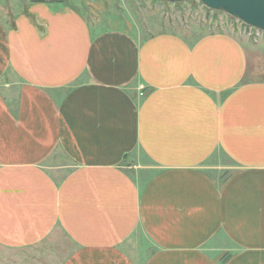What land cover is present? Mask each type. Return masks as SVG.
<instances>
[{"label":"crops","instance_id":"obj_1","mask_svg":"<svg viewBox=\"0 0 264 264\" xmlns=\"http://www.w3.org/2000/svg\"><path fill=\"white\" fill-rule=\"evenodd\" d=\"M0 9V81L21 82L17 101L0 90V247L264 264V79L236 36L140 39L67 2Z\"/></svg>","mask_w":264,"mask_h":264},{"label":"rangeland","instance_id":"obj_2","mask_svg":"<svg viewBox=\"0 0 264 264\" xmlns=\"http://www.w3.org/2000/svg\"><path fill=\"white\" fill-rule=\"evenodd\" d=\"M27 2L31 0H0V7L4 12L10 6L19 7ZM66 2L79 4L93 28L97 30L117 28L140 39L166 32L182 35L231 33L248 49L250 55L248 78L264 79V33L245 26L225 13L207 9L199 0L180 4L155 0H65ZM4 85H12V89H7ZM19 85L21 82L18 77L8 71L0 81V90L9 100L17 101L20 97ZM56 246L44 245L41 248L27 250L0 247V264H61L64 256L70 251V245L66 242L63 248Z\"/></svg>","mask_w":264,"mask_h":264},{"label":"water","instance_id":"obj_3","mask_svg":"<svg viewBox=\"0 0 264 264\" xmlns=\"http://www.w3.org/2000/svg\"><path fill=\"white\" fill-rule=\"evenodd\" d=\"M180 4L193 0H155ZM203 6L214 12H222L250 27L264 33V0H199Z\"/></svg>","mask_w":264,"mask_h":264},{"label":"trees","instance_id":"obj_4","mask_svg":"<svg viewBox=\"0 0 264 264\" xmlns=\"http://www.w3.org/2000/svg\"><path fill=\"white\" fill-rule=\"evenodd\" d=\"M31 2L32 3L64 4L65 0H31Z\"/></svg>","mask_w":264,"mask_h":264},{"label":"built area","instance_id":"obj_5","mask_svg":"<svg viewBox=\"0 0 264 264\" xmlns=\"http://www.w3.org/2000/svg\"><path fill=\"white\" fill-rule=\"evenodd\" d=\"M141 90H142V92H144V88H143V87H142V89H141Z\"/></svg>","mask_w":264,"mask_h":264}]
</instances>
